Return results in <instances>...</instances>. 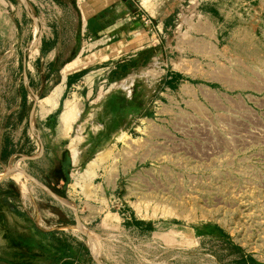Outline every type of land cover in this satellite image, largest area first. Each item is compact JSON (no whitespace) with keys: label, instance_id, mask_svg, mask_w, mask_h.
<instances>
[{"label":"rangeland","instance_id":"1","mask_svg":"<svg viewBox=\"0 0 264 264\" xmlns=\"http://www.w3.org/2000/svg\"><path fill=\"white\" fill-rule=\"evenodd\" d=\"M246 1L232 0L234 21L169 25L32 117L23 49L34 65L51 21L26 43L0 37V264H264V0ZM167 72L190 89L160 103ZM113 95L128 111H111ZM12 167L71 205L2 179Z\"/></svg>","mask_w":264,"mask_h":264},{"label":"crops","instance_id":"2","mask_svg":"<svg viewBox=\"0 0 264 264\" xmlns=\"http://www.w3.org/2000/svg\"><path fill=\"white\" fill-rule=\"evenodd\" d=\"M50 1L54 9L50 15L42 17L32 1L33 6L21 0H0V37L4 40L11 35H21L26 43L31 34L34 38L37 34L30 23L38 22L40 26L41 21H51L52 32L48 35L45 29L43 40L40 39L35 46L34 65L28 62L26 47L23 49V72L18 85V89L23 90L20 101L23 106L29 102L24 96L27 89L33 91V107L37 98V107L39 101L48 98L56 101L58 106L70 91L86 84L97 65L129 56L135 58L144 47L149 46L147 42L150 39L156 37L158 32L163 34L169 25L178 22L188 24L189 21H205L207 25H213L214 21H234L230 12L235 6L231 4L232 0ZM246 2L251 5L255 0ZM144 18L154 21L153 29L146 25ZM205 35L209 40H214L213 35ZM124 62L120 61L119 64ZM163 76L166 92L162 93L161 101L172 100L175 92L190 89L178 73L167 72ZM44 90L51 92L44 98L37 95ZM55 92L59 94L55 95ZM112 149L115 151L116 148ZM94 170L100 171L102 168L96 167ZM87 173L92 174L93 169Z\"/></svg>","mask_w":264,"mask_h":264},{"label":"trees","instance_id":"3","mask_svg":"<svg viewBox=\"0 0 264 264\" xmlns=\"http://www.w3.org/2000/svg\"><path fill=\"white\" fill-rule=\"evenodd\" d=\"M135 63H138L137 60H132V61H125L124 63H120L117 66V70L115 71L114 74H119V72L122 73V75H125L129 72V68L130 66H134ZM117 99H122L123 104H121L120 102L117 101ZM127 100L126 98H122L119 97L117 95H113L112 97L109 98V106L111 108V111L114 113H121V112H125L128 111L127 110V104H126ZM137 112L141 111V106H138L135 108ZM119 125V124H117Z\"/></svg>","mask_w":264,"mask_h":264},{"label":"water","instance_id":"4","mask_svg":"<svg viewBox=\"0 0 264 264\" xmlns=\"http://www.w3.org/2000/svg\"><path fill=\"white\" fill-rule=\"evenodd\" d=\"M23 1L24 3L27 2V0H21ZM37 103H38V98H37V101L32 109V113H31V117L34 115L35 113V110H36V107H37ZM25 159H34L33 157H25ZM16 172H20L25 178L27 179H30L31 181L35 182L37 185H39L42 189H44L52 198H54L55 200L61 202V203H64L66 205H71L66 199L62 198L61 196H59L58 194H56L54 191H52L50 188H48L46 185H44L43 183H41L40 181H38L36 178H34L32 175L26 173L25 171L21 170L20 168L18 167H12L8 170V173H6L5 175H3L2 179H5L7 178L10 174H14ZM73 207V206H72ZM75 210H77L75 207H73ZM78 217V216H77ZM79 229H81L79 226H78ZM97 259V258H96ZM98 261V260H97ZM99 264H101L99 261H98Z\"/></svg>","mask_w":264,"mask_h":264},{"label":"built area","instance_id":"5","mask_svg":"<svg viewBox=\"0 0 264 264\" xmlns=\"http://www.w3.org/2000/svg\"><path fill=\"white\" fill-rule=\"evenodd\" d=\"M34 3L35 8L37 9L38 13L40 16L42 17H47L48 15L51 14L52 9H54V4L52 3V1L50 0H30ZM146 19V18H144ZM146 25L150 26L153 28V21L150 19H146L145 20ZM42 31L40 34V38H42ZM162 101L160 100V103ZM159 102H156V104H158Z\"/></svg>","mask_w":264,"mask_h":264},{"label":"bare ground","instance_id":"6","mask_svg":"<svg viewBox=\"0 0 264 264\" xmlns=\"http://www.w3.org/2000/svg\"><path fill=\"white\" fill-rule=\"evenodd\" d=\"M56 94H59V93H57V92H55V95ZM208 94V93H207ZM53 95H51V97H52ZM53 98H55V97H53ZM52 99V98H51ZM51 99H45L43 102L44 103H46V104H49V103H51L52 104V102H51ZM56 100V99H55ZM56 103V102H55ZM43 104V103H42ZM50 104V105H51ZM49 105V106H50ZM69 108V107H68ZM73 112V110L70 108V109H67V111L64 113V116H63V122H64V124H67L68 123V121L69 120H71V117H72V113ZM18 173H20V172H18ZM21 174V173H20ZM22 175V174H21ZM13 176H15V175H13ZM18 176H20V175H18ZM93 237V236H92Z\"/></svg>","mask_w":264,"mask_h":264}]
</instances>
